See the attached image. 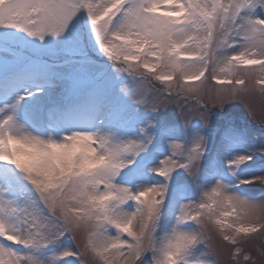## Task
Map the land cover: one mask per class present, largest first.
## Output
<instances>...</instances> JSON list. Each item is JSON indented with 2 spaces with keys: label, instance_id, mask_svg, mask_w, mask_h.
<instances>
[{
  "label": "snow or ice",
  "instance_id": "snow-or-ice-1",
  "mask_svg": "<svg viewBox=\"0 0 264 264\" xmlns=\"http://www.w3.org/2000/svg\"><path fill=\"white\" fill-rule=\"evenodd\" d=\"M0 264H264V0H0Z\"/></svg>",
  "mask_w": 264,
  "mask_h": 264
},
{
  "label": "rangeland",
  "instance_id": "rangeland-1",
  "mask_svg": "<svg viewBox=\"0 0 264 264\" xmlns=\"http://www.w3.org/2000/svg\"><path fill=\"white\" fill-rule=\"evenodd\" d=\"M157 87H159V85H157Z\"/></svg>",
  "mask_w": 264,
  "mask_h": 264
}]
</instances>
